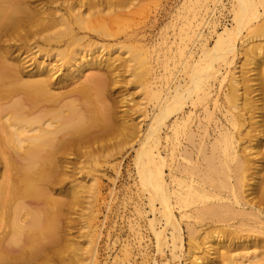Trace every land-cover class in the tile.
Returning a JSON list of instances; mask_svg holds the SVG:
<instances>
[{
	"label": "bare ground",
	"instance_id": "1",
	"mask_svg": "<svg viewBox=\"0 0 264 264\" xmlns=\"http://www.w3.org/2000/svg\"><path fill=\"white\" fill-rule=\"evenodd\" d=\"M32 1L44 0H0V264L42 257L49 245L60 242L65 206L76 204L79 191L73 182L78 151L114 128L109 107L98 98L106 95L104 70H110L112 58L80 47L94 28L95 0H64L78 1L64 13ZM231 6L233 24L224 26L213 46L202 43L198 58L183 54L188 80L177 82L172 91L156 92L147 129L140 134V122L120 126L123 141L139 137L134 163L155 214L150 221L156 238L154 264H174L180 258L185 264H245L247 255L248 264H264L262 41L258 50V44L248 45L253 38H242L254 73L232 74L222 116L212 129L204 125L200 142L197 133L199 146L193 140L196 107L210 98L212 81L231 63L243 30L264 28V20L259 23L264 17L261 0H234ZM35 47L53 60L31 63ZM131 59L144 63L137 52ZM102 116L107 128L93 130ZM184 135L192 147L188 142L181 148ZM64 176L71 178L65 190L71 195L68 202L57 192ZM240 245L251 250L242 252Z\"/></svg>",
	"mask_w": 264,
	"mask_h": 264
},
{
	"label": "rangeland",
	"instance_id": "2",
	"mask_svg": "<svg viewBox=\"0 0 264 264\" xmlns=\"http://www.w3.org/2000/svg\"><path fill=\"white\" fill-rule=\"evenodd\" d=\"M233 1H94V7L91 9L95 13L92 16L94 28L86 32L88 35L80 47H83L81 51L95 53L97 57L112 58L110 70H104L108 73V87H105L106 95L102 97L105 99L102 100L100 96L98 98L100 104L104 103L101 105L111 109L108 108L112 113L109 122H112L114 128L107 130L96 143H87L88 147L84 144L78 151L76 168L74 167L76 180L73 182L79 191L76 193V204L73 207H69V204L65 206L61 221L62 241L49 245L44 256L27 260L25 263L22 261L20 264H69L76 259H87L92 264H154L157 256L156 238L150 221L155 214L150 210L148 192L144 191L138 182L134 163L138 147L136 140L139 137L133 141H123L119 134L120 126L140 122V134L147 129L157 105L156 92L162 90L164 94L173 89L177 82L184 83V80H188V69L184 67L185 63H182L184 55L192 53L194 58H198L202 43H206L208 48L212 47L217 34L224 26L233 24ZM261 1L264 6V0ZM32 2L45 7L56 6L60 13H64L69 4L78 3L64 0ZM263 20L264 17L258 21L262 23ZM254 29L251 32L248 28L243 30L242 37L237 40L238 50L230 56L231 63L224 65L220 79L212 81L214 90L210 98L196 107L191 122L193 126L190 124L194 133L196 132L193 133L194 144L198 142L197 133L200 134V142L202 129L205 126L212 129L217 118L222 116L226 94H230L232 74L241 77L243 74L249 76L254 73L250 70L252 64L246 61L248 46H241L242 38H253L248 45L258 44L259 47L254 49H260V44L264 43V28ZM32 41L34 46L35 41ZM89 41L93 43L87 45ZM97 44L103 47L97 49ZM134 52L144 60L143 65L131 59ZM29 58L31 63L42 59L48 62L53 60V57L46 55L45 50L39 51L38 47L30 51ZM94 70L96 72L97 68L94 67ZM94 70H88L86 74ZM60 73L61 71L58 74ZM240 87V92H243V85ZM189 108L191 107L188 105L187 109ZM101 118L103 116L99 118V123L95 122L97 124L92 126L93 130L107 128L105 124L108 121L105 122ZM186 137L187 135L181 137V148L191 141ZM250 144L255 145V141L251 140ZM189 145L193 144L190 142ZM261 151L264 153V147ZM194 153L196 154V151ZM170 160L168 157V162ZM65 168L64 170H69ZM168 173L169 168L166 171L167 175ZM63 178L62 187L57 192L61 190V198L68 202L71 195L65 190L71 185V178ZM153 223L157 225L156 221ZM186 246V250L191 247L187 244ZM240 246L238 247L242 252L251 250ZM169 253L168 251L167 254ZM248 257L249 255L244 259L245 264L249 263ZM185 263L184 258L174 261V264Z\"/></svg>",
	"mask_w": 264,
	"mask_h": 264
}]
</instances>
